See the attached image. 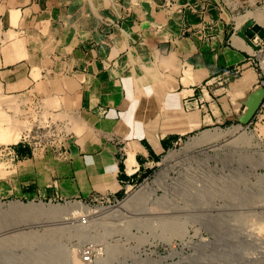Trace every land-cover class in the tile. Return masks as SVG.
<instances>
[{
  "label": "crops",
  "instance_id": "0c3cea01",
  "mask_svg": "<svg viewBox=\"0 0 264 264\" xmlns=\"http://www.w3.org/2000/svg\"><path fill=\"white\" fill-rule=\"evenodd\" d=\"M221 2L0 0V83L17 97L39 95L37 84L72 97L62 109L85 123L58 154L15 146L28 196L117 197L185 134L251 122L264 86L242 15L234 30Z\"/></svg>",
  "mask_w": 264,
  "mask_h": 264
},
{
  "label": "rangeland",
  "instance_id": "374dc122",
  "mask_svg": "<svg viewBox=\"0 0 264 264\" xmlns=\"http://www.w3.org/2000/svg\"><path fill=\"white\" fill-rule=\"evenodd\" d=\"M224 2L229 4V10L237 4V0H224ZM236 12H233L232 17H236ZM2 31L0 25V42ZM7 34L4 42L15 38L11 32ZM0 48L4 51L5 46ZM250 53L254 54L253 50ZM255 54L258 57L259 52ZM253 67L260 76L256 59L253 60ZM37 77L36 74L35 79ZM260 80L264 78L260 77ZM43 88V85L37 84L36 90L39 95L25 98L9 94L10 88L6 91L0 83V144H17L23 140V136H27L28 139H32L37 155L47 149L58 154L64 151V147L70 142L79 138L85 130V123H82L81 119H75L76 114L73 111L62 109L63 106H73L75 100L72 97H50L43 94ZM263 109L258 113L257 118H253L245 125L237 123L213 125L185 134L175 146L162 153L152 169L147 170L141 178L133 182L135 185L128 188L127 195L123 192L117 196V200L112 196L95 197L86 201L60 196L56 197L59 203L57 201L53 203L49 201L53 199L50 196L42 199L33 198L28 196L29 190L23 187L28 181L25 179L28 177L25 170L27 162L21 160L14 166L0 162V206L3 209L12 202H42L54 205L79 202L95 214L97 211L114 210L136 192L140 195L145 192L150 194V198L139 206L142 210L140 215L120 220L108 218L94 221L87 216L88 223L85 225L82 224V216H80L79 224L74 225L72 220L66 219V224L53 228L58 229L56 232L46 231L42 226L35 231L44 234L45 238L50 237L49 234H52L50 231H53L55 234L53 238H56L55 240L65 251L70 255L74 253L79 255L76 254L81 259L80 264L83 263L82 248L87 244L93 246L98 257L94 264H198L226 261L238 264L242 255H245L243 258L250 264H264ZM173 113L177 115L176 110H173ZM236 125L245 127L251 143L241 148V143L237 142L236 146L239 148L235 149L234 154L229 149V142L234 137L231 138L229 135L219 140L214 147H210L212 144H203L200 145L201 147L194 144L203 131L214 128L225 130ZM13 128L17 132L20 131L15 142L3 136ZM169 152L172 158L164 160ZM235 153L244 155L240 165L232 163L236 157ZM223 164L230 170L224 169L222 177L226 184H223L224 187H220L219 191L213 188L216 185L213 181L214 177L220 175L219 169ZM195 174L197 177L194 176ZM202 175L209 176L206 178L208 180L213 179L212 182L209 180L207 183L206 187L209 184L207 189L200 186L199 180L202 181L204 178ZM246 178L249 181H243ZM219 192L223 193L225 198H222ZM255 204L256 210L253 209ZM134 207H137L136 204L130 208ZM249 208L252 211H247ZM173 213L178 215V218H173ZM22 220L21 215L0 213V229ZM183 231L185 234L181 238L180 234ZM25 232L30 230L27 229ZM32 248L33 251H37L36 246ZM21 253L22 251L18 249L17 254ZM31 264H35L34 260Z\"/></svg>",
  "mask_w": 264,
  "mask_h": 264
},
{
  "label": "bare ground",
  "instance_id": "6f19581e",
  "mask_svg": "<svg viewBox=\"0 0 264 264\" xmlns=\"http://www.w3.org/2000/svg\"><path fill=\"white\" fill-rule=\"evenodd\" d=\"M249 19H255L256 25L264 26V16L258 11L248 12V13L242 15L241 17H239V19H238L239 25L238 26H240L242 24V22L247 21ZM12 130L3 134V136L7 140H12L15 142L18 139L20 131L18 130L19 132H17L16 130H14V128ZM247 134L248 133L246 132L245 127H242L241 125L229 127L225 130L224 129L221 130V129H217V128L208 129L207 131H203V133L200 134L201 136L199 137L198 140L195 139L196 141L194 144H198L199 146L203 145V144H210V145L212 144L210 147H212V146L214 147L219 143L218 142L219 140L224 139V137L229 135V136H231V138L234 137L233 140H231V141L229 140L230 141L229 142V149H231V151L234 154L235 149L239 148L236 146L237 142L241 143V145H240L241 148L247 147L251 143V139ZM23 137H25V136H23ZM191 143H193V141ZM243 156L244 155L242 153L236 154V157L234 158V160H232V163H236L237 165H240L242 163ZM169 158H172L171 152L168 153L167 158L164 160H167ZM231 166H233V164H231ZM254 168H255V166H254ZM224 169H229V168L225 167L223 164V166L219 169L220 175H218V177H216V178L214 177V181H213V183L216 184V185H214L213 188L219 189V191H220V187H224L223 184L224 185L226 184V182H223L224 180L222 177L224 175ZM241 173L243 174L245 172H241ZM194 176L197 177L196 174ZM202 176H204V175H202ZM208 177H206V175H205L204 178L202 179V181L199 180L201 183L200 186H202L204 189H207L209 187V184H208V187H206L207 183L210 180V179L209 180L206 179ZM211 177L212 176H210V178ZM195 179H198V178H195ZM212 180H210V181L212 182ZM226 180H228V179H226ZM231 180H232V178H230V181ZM244 180H248V179L246 178V179H243V181ZM213 183H210V184L212 185ZM192 184H193V182H192ZM246 184H250V183L246 182ZM195 186L197 187L199 185H195ZM226 188H227V186H226ZM189 189H191V188H189ZM193 189H194V187H193ZM167 190L170 191L169 189H167ZM194 192L195 191H193V193ZM219 193L222 194L221 195L222 198L223 197L225 198V195L223 196V193H221V192H219ZM149 198H150V194H148V193L144 192L143 194L140 195L138 192H136L126 202L119 205L116 209L111 210V211H104V212L97 211V212H95V214H92L91 209L82 205L79 202H66L63 205H60V204L54 205V204H50V203L45 204L42 202H40V203L12 202V203H8L6 205L7 207H5L3 209L0 206V213L17 214V215H21V217H23L22 221H19L18 223H15L11 226H8V227L6 226V227H3L0 229V263H2V264H31L32 261L34 260L35 264H49V263H51V264H80L81 259L76 256L77 253L70 255L69 252L65 251V249L61 245H59V243L55 240L56 238H53L55 236L53 231H50V233H52V234H49L50 237L45 238L44 234L37 233L35 231V229L42 226L46 229V231L54 230L55 228L66 224L67 223L66 219L72 220L71 222L74 225H76V224H79V222H78L79 217L83 216V215L89 216L90 220H93V221L96 219L97 220H105L108 218L113 219V220H120L123 218L125 219L126 217L137 216V215H140L142 212V210L139 209V206H141ZM132 203L136 204L137 207H134L133 209H131L130 207H132V205H133ZM256 208H257V205L255 204V206H253V209L256 210ZM129 210H132L133 213H132V211H129ZM255 210H253V211H255ZM247 211L250 212V211H252V209L250 210V208H249ZM261 211H263V210H261ZM173 214H171V215H173ZM91 215H94L93 216L94 218ZM175 215L176 214L173 215V218L178 216V215H176V216ZM171 218H172V216H171ZM249 221L251 222V220H249ZM27 229H29L30 232H25V230H27ZM33 230L35 232H33ZM54 231L56 232V231H58V229L54 230ZM184 234H185L184 231L180 234L181 238H182V235H184ZM33 246L37 247V251H33V248H32ZM18 249H20L22 251L21 254H17ZM225 255L228 256L230 254H225ZM243 257H245V255H242L240 257L241 261L238 264H250ZM198 264H231V263L226 261L223 263L200 262ZM255 264H257V263H255Z\"/></svg>",
  "mask_w": 264,
  "mask_h": 264
},
{
  "label": "built area",
  "instance_id": "2783aa9c",
  "mask_svg": "<svg viewBox=\"0 0 264 264\" xmlns=\"http://www.w3.org/2000/svg\"><path fill=\"white\" fill-rule=\"evenodd\" d=\"M222 5L224 7H227L230 9L229 4L225 3L224 0H221ZM234 11H237L236 16L243 15L246 12L250 11H258L264 16V0H237V4L234 5V8L231 9ZM242 13V14H240ZM235 18V17H233ZM252 22L253 25H256V20H248L244 22L238 30H242V37L244 38L245 43L253 50L254 54H249V57L251 60L255 59L257 60L258 64V70L260 72V77L264 78V39L261 38L257 33H252V26H249L248 23ZM259 26V25H258ZM262 30H264V26H259ZM233 29L236 30V22L233 19ZM256 52H259L258 57L255 54ZM262 84L264 86V80H262ZM264 108V102L261 103L255 117H258V113L262 111ZM264 110V109H263ZM254 117V118H255ZM27 136L23 138L21 141L27 140ZM20 141V142H21ZM18 144V143H17ZM17 144H0V162H5L9 166H14L17 164L19 161L25 159L22 157L16 150L15 146ZM141 178V177H140ZM135 184H124V193L125 195L128 194V188L132 187ZM115 200H117V197L112 196ZM50 202H55L57 201L56 198L50 199ZM58 202V201H57ZM59 203V202H58ZM81 222L82 224H87L88 223V218L87 216H82L81 217ZM82 262L83 264H94L96 259L98 257L96 256V252L91 244H87L83 246L82 248Z\"/></svg>",
  "mask_w": 264,
  "mask_h": 264
},
{
  "label": "water",
  "instance_id": "95a60500",
  "mask_svg": "<svg viewBox=\"0 0 264 264\" xmlns=\"http://www.w3.org/2000/svg\"><path fill=\"white\" fill-rule=\"evenodd\" d=\"M249 26H252V33H257L261 38L264 39V30H262L258 25H253L252 22L248 23ZM261 98H264V91H262ZM261 104V102H260ZM259 104V106H260Z\"/></svg>",
  "mask_w": 264,
  "mask_h": 264
}]
</instances>
